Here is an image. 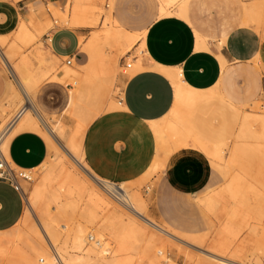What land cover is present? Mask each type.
<instances>
[{"label":"bare ground","instance_id":"bare-ground-1","mask_svg":"<svg viewBox=\"0 0 264 264\" xmlns=\"http://www.w3.org/2000/svg\"><path fill=\"white\" fill-rule=\"evenodd\" d=\"M157 1L154 19L176 15L191 21L193 0ZM96 2L68 0L67 11L56 13L60 23L75 29L92 28L101 23V29L87 40L82 35L79 37L80 60L73 56L74 66H61L62 76L71 78L76 85L66 92L62 109L74 119L69 131L58 118L48 122L45 109L35 99V92L44 81L61 77L56 76V62L65 56L54 55L49 47L37 46L13 61L14 51L3 50L12 34L10 27L17 24L15 37L31 42L46 26H38L35 33L27 28V18L32 21L34 16L31 5L25 17H20L16 11L0 16V98L8 102L0 104L1 152L7 165L19 168L9 157L8 144L17 132L24 130L39 133L48 147L47 157L38 166L41 172L37 177L32 171L38 167L19 168L24 177L37 182L25 197L26 210L20 220L9 231L0 233V264H168L166 250L172 240L198 248L206 246L201 248L204 256L183 252L193 264H259L260 258L254 253L244 256L238 249L231 253V244L238 232L237 224L252 218L247 199L259 196L251 186L252 180L262 177L254 168L260 159L257 155L264 153L259 143L262 135L250 131L249 124L257 122L264 128L263 115L255 116L249 111L243 114L237 135L239 141L231 147L223 167L228 179L222 189L195 204L202 212L214 211L223 198L232 201L230 207L223 205L219 210L224 221L214 238L208 240L204 234L184 235L156 221L148 213L146 200L132 184L163 166L180 167L181 157L168 159L170 142L174 139L183 144L185 137L192 136L196 146L207 150L203 152L221 157L222 151L209 149L203 143L196 123L226 107L239 115L252 99L253 87L247 83L239 90L230 84L229 90L222 92L216 89L221 76L213 87L197 90L182 80L178 69L145 65L144 56L117 76V57L126 54L134 44L142 51L147 27L138 32L128 31L114 18L115 0H106L104 7ZM33 4L38 5V2ZM196 36L197 48L205 47L198 29ZM219 57L227 73L226 62ZM145 68L164 74L172 84L174 95L169 111L150 121L157 140L154 161L148 171L134 181L116 184L100 179L84 161L81 150L84 131L98 114L120 107L112 94L114 81L118 80L116 89L121 91L125 78ZM5 71L11 74L17 86L4 77ZM248 138L256 143L249 142ZM51 154H58L55 163H47ZM28 213L35 215L36 224L29 223Z\"/></svg>","mask_w":264,"mask_h":264},{"label":"crops","instance_id":"crops-1","mask_svg":"<svg viewBox=\"0 0 264 264\" xmlns=\"http://www.w3.org/2000/svg\"><path fill=\"white\" fill-rule=\"evenodd\" d=\"M21 2L0 0V16L16 11L22 17ZM190 13L191 21L167 15L147 25L142 50L145 65L176 68L182 80L197 90L211 88L221 78L219 55L226 65L256 59L264 75V0H193ZM17 26L12 25L11 31ZM196 29L205 47L197 48ZM49 42L44 41L43 47L56 56H75L78 49L75 37L67 35H53ZM173 100L170 80L157 70L145 68L125 78L120 107L101 112L84 131L81 150L89 169L116 184L142 177L157 151L150 121L165 115ZM8 153L16 166L31 169L45 160L48 147L39 133L24 130L10 139ZM188 156L183 154L177 169L167 166L163 170L168 183L187 192L202 187L210 176L204 164ZM23 210L21 191L10 178H0V233L13 228Z\"/></svg>","mask_w":264,"mask_h":264},{"label":"rangeland","instance_id":"rangeland-1","mask_svg":"<svg viewBox=\"0 0 264 264\" xmlns=\"http://www.w3.org/2000/svg\"><path fill=\"white\" fill-rule=\"evenodd\" d=\"M105 1L106 0L101 2V0H97L96 3L99 7H104ZM34 2H38V5L33 4ZM67 2L68 0H22L20 3L22 6L21 11L25 15L30 5L32 9H34L32 21L27 18V28L35 33L38 26L46 27L43 32L31 42L16 38L15 33L18 26L15 27L9 41L4 45L3 50L14 51L15 55L13 61H16L21 54L29 53L37 46L42 47L44 41L50 43L48 38H51L53 35L58 37L62 35L75 37V40L79 42V37L81 35L87 40L94 32L101 29V23L96 24L92 28L83 29L71 28L67 24L60 23L56 13L67 11L69 8ZM177 3L178 2L172 6H175ZM157 4V0H115L114 18L122 24L126 30L138 32L147 27L156 17ZM25 15L23 16L25 17ZM74 54L76 59L80 60L78 49L74 51ZM73 56L74 55H70V57L65 56L64 58L58 59L56 62V76L58 75L61 77H55L50 82L44 81L35 92V99H37L45 109V118L47 121L53 122L58 118L63 122L67 131L73 126L74 119L67 112H62V109L66 92L69 89L76 88V85L71 78L62 76L64 70L61 69V66H74ZM46 57H49V55H46ZM117 58V76H119L123 74L122 70L124 68H130L129 64L133 67L135 60L143 58V52L139 50L137 44H134L126 54L119 55ZM68 59H70V64L66 63ZM226 66L227 73L223 71V78L218 82L216 89L226 92L229 90L231 84L239 90H243L245 85L250 83L253 87L254 95L252 99L247 102L245 109L237 116L231 112V108L226 107L222 111L212 112L196 123V125L199 124L198 132H200V135L203 137V143L206 144L209 149L217 148L219 151H222L221 157L217 158L203 152L207 150L196 146L197 143H195L196 141L192 136L185 137L183 144L177 143L178 139H174L170 142L171 148L168 159L171 158L176 160L179 157H183L184 153H188L189 158H197L208 168L210 172L208 181L202 187L194 191H183L168 183L163 172L166 167L163 166L132 183L134 188L138 190L146 200L148 204V213L156 221L173 227L184 235L204 234L207 236L208 240L216 236L218 228L224 221L219 210L223 205L230 207L232 201L223 200V198L222 201L217 204L214 211L205 210L202 212L195 204L199 199L222 189L228 179V176L224 173L223 167L231 147L234 143L239 141L237 135L242 123L243 114L249 111L250 114H254L255 116H264V75L261 74V70L257 63L248 61ZM4 77L17 86L11 74L7 71H5ZM118 83V80H116L112 86V88L115 89L112 92L113 98L115 99H118L120 96V90L116 89ZM0 104L7 105L8 102L0 98ZM249 125L250 131L256 134L259 133L263 136L259 139V143L264 151V128L257 122H253ZM247 140L256 143L255 140L251 138ZM257 156V158L260 159L254 164V168L256 167V170L261 172L262 177L258 180H252L251 188H253L259 196L249 197L246 201L252 218H249L244 224H237L238 232L232 241L231 253L236 249L244 256L254 253V255L260 258L258 263L264 264V153ZM57 159L58 154H51L47 163H55ZM40 172L41 167L32 171L36 177ZM5 174L21 191L25 211V197L37 180L27 179L21 174V169L14 168L11 164L7 165ZM28 219L29 223L36 224L34 214L28 213ZM171 242L172 244L168 245L166 250L165 262L168 264H193V260L184 257V251L197 257L204 256L201 248L206 246L198 248L194 245L179 241L172 240ZM250 261L254 260L250 259Z\"/></svg>","mask_w":264,"mask_h":264},{"label":"built area","instance_id":"built-area-1","mask_svg":"<svg viewBox=\"0 0 264 264\" xmlns=\"http://www.w3.org/2000/svg\"><path fill=\"white\" fill-rule=\"evenodd\" d=\"M67 64H70V59L67 60L66 62ZM2 134H0V139H1ZM6 167H7V162L6 159L4 157V155L1 152L0 149V178H6ZM17 187V186H16Z\"/></svg>","mask_w":264,"mask_h":264}]
</instances>
